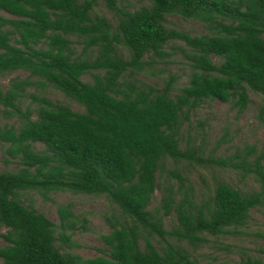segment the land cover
Here are the masks:
<instances>
[{
    "label": "trees",
    "instance_id": "16d2710c",
    "mask_svg": "<svg viewBox=\"0 0 264 264\" xmlns=\"http://www.w3.org/2000/svg\"><path fill=\"white\" fill-rule=\"evenodd\" d=\"M135 1L0 0V105L16 121L0 126V148L6 165H19L0 171L2 264H202L183 243L197 251L210 236L245 227L252 210L264 207L263 152L249 146L235 160L216 158L214 150L205 156L203 142L182 135L190 113L206 102L242 111L250 90L264 100V0ZM101 4L112 19L96 12ZM175 16L205 24L208 33L172 27ZM176 49L190 62L189 83L178 88L170 75L160 88L146 84L142 76ZM19 71L28 77L10 80L5 90L3 79ZM39 86L83 111L31 94ZM29 96L34 106L24 111ZM170 161L183 171L188 164L241 170L260 190L216 183L199 198L180 169L164 180ZM30 192L104 196L121 217L101 236L100 255L84 258L72 238L87 229L86 219L67 204L56 223L26 203ZM157 192L162 198L153 207Z\"/></svg>",
    "mask_w": 264,
    "mask_h": 264
},
{
    "label": "rangeland",
    "instance_id": "374dc122",
    "mask_svg": "<svg viewBox=\"0 0 264 264\" xmlns=\"http://www.w3.org/2000/svg\"><path fill=\"white\" fill-rule=\"evenodd\" d=\"M136 2L135 0H132ZM96 12L109 19L112 14L101 4L96 8ZM7 18H14L6 13H1ZM171 26L178 30H184L191 35H202L208 33L205 24L196 21H185L180 17H170ZM170 25V24H169ZM182 43H178L181 45ZM78 54L82 52L83 47L76 45ZM174 55L166 58V63L159 61L156 70L142 76L146 84L160 88L163 86V78L170 75L178 77V88H182L189 83L191 73L190 62L184 54L178 49L174 50ZM92 57L96 53L89 54ZM19 77L26 79L28 73L19 71L8 75L3 79L4 88L7 89L10 80ZM89 81V77L84 78ZM31 94L45 95L54 102H61L70 105L75 111L83 109L75 102H72L60 91L47 87L46 90L30 88ZM250 103L245 110L235 103L223 104L219 101L212 103L206 102L202 107L190 113V121L185 123L182 128V135L185 140L191 138L196 145L203 142L205 156L211 151H215L216 158L226 160L236 159L238 154H245L247 147L255 146L258 153L264 154V100L261 95L249 91ZM34 106L32 98L26 97L22 103V109L25 111L28 107ZM3 107L0 105V126L16 124L14 118H8L4 114ZM41 148V145L38 146ZM253 158V157H252ZM5 151L0 148V171L7 169H17L18 164H5ZM180 169L187 175L193 186L194 194L199 198L206 196L208 198L216 183H227L243 193H249L260 190V184L252 177L243 178V171L234 169H222L219 166L212 169H203L199 166L185 165L184 171L179 165L168 162L167 171L163 178L168 180L171 177L172 170ZM175 182V181H174ZM162 194L157 192L155 195L154 206L160 204ZM26 203H32L35 208L44 213L49 219L58 223V208L61 205H72L75 215L81 219H86V228H80L73 236V242L78 246L73 249L84 258H94L100 255L99 249L105 245L101 236L111 232V223L115 221V216L121 217L119 209L113 205L104 196H90L82 194H73L70 192H53L48 198L42 195L30 192L25 195ZM120 219V218H119ZM122 220V219H120ZM175 215L165 221V228L171 229L175 225ZM6 229L0 227V233H6ZM173 242L176 240L173 239ZM5 240L0 237V247L5 245ZM143 245V242H141ZM187 247L193 257L200 263H240L248 259L264 264V207L254 209L247 225L233 234H227L219 237H209V241L197 251H194L187 243L182 244ZM0 264L2 260L0 259Z\"/></svg>",
    "mask_w": 264,
    "mask_h": 264
}]
</instances>
